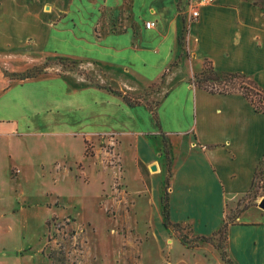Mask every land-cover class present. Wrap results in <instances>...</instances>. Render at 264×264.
I'll list each match as a JSON object with an SVG mask.
<instances>
[{
  "label": "rangeland",
  "instance_id": "obj_1",
  "mask_svg": "<svg viewBox=\"0 0 264 264\" xmlns=\"http://www.w3.org/2000/svg\"><path fill=\"white\" fill-rule=\"evenodd\" d=\"M200 1L0 0V87L31 73L89 102L52 118L70 132L13 141L0 136V264L226 262L215 245L224 242L221 233L212 243H196L188 228H164L158 201L172 155L154 136L160 123L153 112L165 128L182 129L192 121L183 104L192 100L191 79L205 61L188 40ZM256 1L264 8V0ZM148 20L156 22L153 29L145 28ZM169 92L170 109L162 100ZM124 95L137 103L126 108ZM142 135H148L146 151L164 161V169L143 165L136 151ZM169 135L179 155L184 139ZM263 197L257 183L240 206ZM232 234V241L247 244L230 245L241 264L249 257L264 264V229Z\"/></svg>",
  "mask_w": 264,
  "mask_h": 264
},
{
  "label": "crops",
  "instance_id": "obj_2",
  "mask_svg": "<svg viewBox=\"0 0 264 264\" xmlns=\"http://www.w3.org/2000/svg\"><path fill=\"white\" fill-rule=\"evenodd\" d=\"M188 40L196 55L212 60L219 73H245L264 91V8L258 6L256 0H214L202 5L200 16L190 23ZM202 65L198 63L197 68ZM3 73L13 79L5 75L4 69ZM53 80L64 81L59 76ZM53 82L34 77L21 81L13 79L6 88L0 87V136L13 141L26 135L43 137L70 132L52 122V118L59 117V114L68 115L89 102L76 101L73 93H63ZM190 89L188 100H192L183 104L192 120L189 126L165 128L157 112L160 128L155 131L159 135L154 136L162 137V132L168 136L172 155L170 218L172 222L188 228L192 236L212 235L229 221L228 258L231 264H241L240 257L230 245L234 242L247 249V244L241 238L232 241V233L264 229V210L258 206L259 202L253 200L246 209L245 204L240 206V202H244L243 197L257 183L264 190V169L258 178L264 158V112L256 111L240 91L212 93L194 85H190ZM173 99L174 94L164 93L162 100L169 102L168 109ZM123 105L131 108L127 103ZM170 112L176 118H183L182 113L178 114L176 110ZM76 132L83 137L84 131L76 130L73 134L78 135ZM170 133L176 140L184 139L179 155H174ZM147 136L142 135L136 141L138 157L146 167L155 164L159 170L164 169V161L146 151L142 141L148 140ZM50 141L57 143L54 139ZM16 154L17 151L12 156ZM39 163L44 166L43 161ZM167 173L168 169L165 177ZM153 176H150L151 183ZM161 196L158 201L162 208ZM238 208L242 211L234 215ZM17 210L12 209L10 215ZM2 216L5 213L0 212V218ZM262 246L264 253V242ZM249 258L245 264H256Z\"/></svg>",
  "mask_w": 264,
  "mask_h": 264
},
{
  "label": "trees",
  "instance_id": "obj_3",
  "mask_svg": "<svg viewBox=\"0 0 264 264\" xmlns=\"http://www.w3.org/2000/svg\"><path fill=\"white\" fill-rule=\"evenodd\" d=\"M35 76L31 73H26L21 76L22 80H26L29 78H34ZM192 84L195 86H198L200 88H204L212 93H232L240 91L243 93V95L250 100V102L253 104L254 108L258 112H264V91L260 87L257 81H255L253 78L249 77L245 73L241 72H228V73H219L210 59H205L204 61V67L200 73L194 74L192 79ZM114 92H117L115 90H112ZM124 101L133 106L137 102L132 100V98L128 95L123 96ZM154 117L157 120L158 123V115L156 112H153ZM163 138V151L170 152L168 149V146L170 144L169 138H167V135L162 132L160 133ZM144 165V164H143ZM145 166V165H144ZM264 169V158L262 159L258 175L260 176L262 174V171ZM171 169L169 171L168 176L165 178V185H164V191L161 196V203H162V217H163V226L168 229L170 227L179 229L182 225L180 223H174L172 222L170 218V202H169V187H170V177H171ZM249 205H245L244 209L248 208ZM229 221H226L220 229L215 232L212 235H197L194 237L195 242L199 240H203L205 242L212 243L213 236L217 235L218 233H221L222 238H224V242L216 243V247L221 250V256L223 260H226L228 264H231V260L228 258V253L226 249L227 245V239H228V226ZM180 232V236H181ZM181 242L183 244L188 243L187 240H185V237L182 235L180 237ZM49 257L53 258L52 254H49ZM227 258V259H226ZM64 261V258H58V260ZM54 264V262H52Z\"/></svg>",
  "mask_w": 264,
  "mask_h": 264
},
{
  "label": "built area",
  "instance_id": "obj_4",
  "mask_svg": "<svg viewBox=\"0 0 264 264\" xmlns=\"http://www.w3.org/2000/svg\"><path fill=\"white\" fill-rule=\"evenodd\" d=\"M213 1H214V0H201V1L199 2V7H198L196 10L193 11V17H194V18H198V17L200 16V7H201L202 5H205V4H207V3H211V2H213ZM155 24H156L155 21L149 20V21H147V22L145 23V26H146V28H154V27H155ZM223 264H228V263H227V262H223Z\"/></svg>",
  "mask_w": 264,
  "mask_h": 264
},
{
  "label": "water",
  "instance_id": "obj_5",
  "mask_svg": "<svg viewBox=\"0 0 264 264\" xmlns=\"http://www.w3.org/2000/svg\"><path fill=\"white\" fill-rule=\"evenodd\" d=\"M151 169L157 170V165H152ZM258 206L264 210V197L259 200Z\"/></svg>",
  "mask_w": 264,
  "mask_h": 264
}]
</instances>
